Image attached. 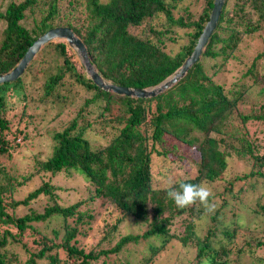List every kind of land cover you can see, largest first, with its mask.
<instances>
[{
  "label": "trees",
  "instance_id": "16d2710c",
  "mask_svg": "<svg viewBox=\"0 0 264 264\" xmlns=\"http://www.w3.org/2000/svg\"><path fill=\"white\" fill-rule=\"evenodd\" d=\"M0 1H6L0 8V74L46 31L66 27L104 80L136 89L157 85L183 63L213 3L202 0L192 13L180 0ZM258 32L264 33V0H224L198 60L175 84L146 99L100 90L64 40L44 44L19 78L0 84V155L11 148L8 138L21 135L27 110L70 105L68 96L81 91L84 98L52 134L51 154L35 162L33 173L11 182L0 171V264H153L175 244L193 249L192 264L204 258L208 264H252L263 243L218 217L225 209L234 214L230 203L245 191L264 187V37L244 80L226 87L214 76L240 40ZM180 34L184 41L176 51L166 50ZM231 159L246 171L234 173ZM172 166L180 175L165 173ZM61 173L80 177L83 198L58 203L49 181ZM33 175L45 178L15 199ZM169 183L222 186L209 197L217 209L209 213L199 203L177 208L166 196ZM96 202L100 206L85 210ZM204 215L211 223L200 236ZM128 221L141 231L123 229ZM93 233L94 241L84 245ZM120 251L126 259L108 261Z\"/></svg>",
  "mask_w": 264,
  "mask_h": 264
},
{
  "label": "rangeland",
  "instance_id": "374dc122",
  "mask_svg": "<svg viewBox=\"0 0 264 264\" xmlns=\"http://www.w3.org/2000/svg\"><path fill=\"white\" fill-rule=\"evenodd\" d=\"M202 0H180L181 7H187L192 13L199 10ZM6 4V1H0V8ZM178 38L176 44H167L166 50L174 52L179 45L184 41L182 34ZM264 33H255L252 36H244L237 45L235 52L231 56L227 57L225 60L223 70L218 72L214 76V81L222 84L226 87L244 80L243 74L246 68L250 64L251 60L262 50V40ZM221 62V61H218ZM212 72V70L210 71ZM43 74L37 75L39 81L43 79ZM28 85V80L26 81ZM37 84L33 83L31 88L36 87ZM72 93V92H71ZM72 104L68 105V102L55 103L53 105H48L45 109H29L27 110V116H23L18 127L21 129V135H18L14 139H7L8 144L11 146L6 153L0 155V171L4 173V176L8 180L13 181L15 177L19 175H26L28 172L33 173L35 162L45 161L51 154V147L53 145L52 134L57 130L61 129L68 121L74 116L75 111L79 108L82 99L84 98V93L81 91L77 95L68 96ZM19 107L7 115L8 119L12 116L14 112H18ZM13 126H16L14 120L11 121ZM100 141V140H99ZM230 167H232L234 173H241L245 168L236 166V163L231 159L229 162ZM233 165V166H232ZM160 170L161 168H157ZM178 171L175 173V167L172 166L169 171H166L168 175L175 176L180 175L182 172L180 168H176ZM246 171V170H245ZM185 174H181L184 177ZM41 178L43 176L33 175L31 179L26 181L25 185L22 186L21 190H18V195L15 199L20 200L22 196H25L32 189L40 185ZM1 179V177H0ZM20 179L17 178V181ZM6 183L7 180H4ZM51 185L57 187L55 194L58 197V203L62 205H70L73 202L83 198L85 195L84 185L80 177L75 175L67 176L64 174H59L52 178L50 181ZM237 184L234 189L238 187ZM244 187V186H243ZM17 186H15V189ZM222 186L214 190L210 188L212 192L220 191ZM41 198V196H39ZM98 204V205H97ZM97 205V206H96ZM214 209H217L218 203H214ZM231 208L233 207L234 214L231 211L225 209L224 215L218 217L220 222L228 223L229 227L237 224L240 225L241 229L246 230L248 236H254L258 239L263 246H261L255 253V258L251 260L252 264H262L258 261V257L264 259V208L260 209V206H264V187L259 185L256 186L254 190H247L240 196V200L230 203ZM100 206L99 203H92L91 205L85 206V210H90ZM21 211L26 212L27 207H22ZM102 209V208H101ZM217 222V221H216ZM208 217L204 215L198 224V229L200 230L199 235L204 234L205 229L210 224ZM131 232L141 231V226L136 225L132 221H128L124 226ZM1 229V228H0ZM126 233V232H123ZM94 241L93 235H89L84 241V245L89 244ZM26 242L30 243V240ZM143 244H141L142 246ZM138 250V248H137ZM128 254L126 252L120 251L117 255H112L108 258L109 262L114 260L126 259ZM139 255L137 256V258ZM193 257V249L184 247L181 248L177 244L171 248H167L164 253L155 259L153 264H192L190 261ZM121 261V260H120Z\"/></svg>",
  "mask_w": 264,
  "mask_h": 264
},
{
  "label": "water",
  "instance_id": "95a60500",
  "mask_svg": "<svg viewBox=\"0 0 264 264\" xmlns=\"http://www.w3.org/2000/svg\"><path fill=\"white\" fill-rule=\"evenodd\" d=\"M223 3L224 0H213L208 20L205 23L189 56L171 75L166 77L164 80H162L155 86L144 89H136L117 86L109 81L104 80L96 72L93 65L90 64L83 44L71 32V30L66 27H56L49 29L43 35L33 41L32 44L25 51L22 58L18 61V63L9 72L0 74V84L9 83L19 78L28 63L32 60V58L44 44L48 43L51 40L62 39L74 51L87 77L100 90L130 98L146 99L154 97L162 93L163 91L171 87L173 84H175L179 79H181L183 75L188 71V69L198 60L204 45L206 44L212 31L216 27V23L219 18Z\"/></svg>",
  "mask_w": 264,
  "mask_h": 264
},
{
  "label": "clouds",
  "instance_id": "9594fccd",
  "mask_svg": "<svg viewBox=\"0 0 264 264\" xmlns=\"http://www.w3.org/2000/svg\"><path fill=\"white\" fill-rule=\"evenodd\" d=\"M165 191L167 198L179 209H184L199 203L206 212L210 213L214 211V205L209 203V197L212 196V192L204 183H180L178 187L169 183ZM201 264H208L207 258H204Z\"/></svg>",
  "mask_w": 264,
  "mask_h": 264
}]
</instances>
